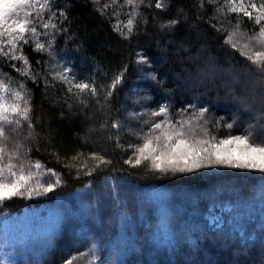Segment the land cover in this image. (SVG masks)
<instances>
[{"label": "snow or ice", "instance_id": "1", "mask_svg": "<svg viewBox=\"0 0 264 264\" xmlns=\"http://www.w3.org/2000/svg\"><path fill=\"white\" fill-rule=\"evenodd\" d=\"M91 3L95 12L115 20L113 30L129 44L141 27L148 34L144 9L160 10L161 16L173 12V0ZM74 7L75 0H0V264H49L57 237L74 219L83 225L77 235L88 244L81 254L90 256L88 264H131L133 258L142 264L139 257L145 254L151 264H160L159 256L177 264L185 247V264H201V252L203 264H220L225 254L227 264H264V0H192L187 10L177 4L171 19L159 20V38L174 37L185 24L197 30L198 40L205 39L194 53L174 38L163 47L156 40L161 53L156 63L171 55L181 65L171 76V88L143 50L111 75L97 63L103 82L96 73L81 77L82 46L69 47L78 39L69 16ZM204 25L219 41L217 51L227 53L224 63L210 48ZM133 70L160 100L130 89L116 107ZM34 88L60 107L61 118L65 109L72 113L77 100L84 107L93 103L106 117L99 126L100 148L63 158L68 176L82 182L71 193L62 191L67 180L61 171L31 156L40 139ZM177 91L190 94L193 102L173 112ZM210 92L217 103L224 93L234 109L230 122L202 103ZM244 125L243 134L218 135L221 128ZM224 170L245 174L250 192H230L225 203L222 190L177 193L142 187L135 178L181 179ZM44 200L55 203L26 207L21 215L11 211L17 201ZM205 201L206 214L200 211ZM212 247L219 248L215 255Z\"/></svg>", "mask_w": 264, "mask_h": 264}, {"label": "trees", "instance_id": "2", "mask_svg": "<svg viewBox=\"0 0 264 264\" xmlns=\"http://www.w3.org/2000/svg\"><path fill=\"white\" fill-rule=\"evenodd\" d=\"M103 2V0H102ZM123 0H121V3ZM192 0H173V12L167 15H160V10L155 9H144L145 16L147 17V35L144 34V28H140V35L137 39H134L131 44L126 40H122L121 37L113 30L112 23H115L113 19L111 22L101 16L98 12L93 10V5L91 0H75V7L69 13L70 19L73 20V34L78 37L74 42L69 44L70 48H76L81 45V52L78 61L77 68L81 77L88 74L96 73L97 80L102 81L103 71H107L109 75L114 73L118 68H120L124 63L129 61L131 57L132 60L135 59L133 55L138 50L145 51L150 58H153L154 69L158 71L161 75V79L167 77V83L165 87H174L171 76L175 72L181 71V65L176 60L175 57L169 55L167 57V62L161 59L160 63H156L155 57L161 56V53L157 47L156 40L159 38L158 33V21H167L171 19L176 11V5L181 4L187 10L189 8ZM121 19H126L121 16ZM202 28L207 29L205 35L210 48L213 51L219 49V41L213 40L214 33L211 29L204 25ZM175 39L177 45L181 42L186 46L191 48L194 53L201 43L205 42L202 37L198 40L197 30L192 29L189 25L182 24L178 26L174 37H162L159 38L161 41V46H167L168 39ZM62 43V41H61ZM217 54L221 57V63H224L227 58V53L223 51H217ZM32 59H37L39 57H31ZM236 59L238 61H243L244 58L237 54ZM95 61L96 63H94ZM97 63L103 71L97 72ZM134 69V65H133ZM145 77H141L135 70L131 71L127 83L124 88L120 91L119 97L115 103L116 107L120 104L125 103L124 97L129 94L130 89H136L140 94H152L156 96L151 88L145 87L144 81ZM103 82V81H102ZM148 83H151L150 81ZM31 86V85H30ZM200 92L205 91V89H199ZM60 92L59 95H63ZM224 93L221 92V100L216 102L215 92H210L208 97L205 98L202 103L210 104L212 107L210 111L215 114L216 117L225 116L228 122L231 121L232 111H234L232 105L228 103L224 98ZM156 100H160V96H156ZM174 105L173 112L176 109L182 108L188 102H193L190 94H185L177 91L173 94L171 99ZM34 122H36L37 131L40 133L39 139V151L33 150L31 156L34 160L38 159L43 163H46L48 167L56 168L61 171L67 180L65 188L62 190L64 194L73 192L77 187L82 186V182L73 179L68 176L67 170L63 168L65 156L71 157L76 151L84 150L89 151L93 147L100 148L99 143L103 133L100 130V124L106 118L96 106L89 102L87 107L79 104V101L73 102L72 113L64 111V118H61L60 107H54L48 99H42L41 88H34ZM227 103V104H226ZM226 106H225V105ZM231 106V110H228V106ZM155 106V102L151 105ZM94 128L95 131L89 133V128ZM244 126H235L232 130H227L226 128H221L218 132L220 137L225 136L231 132V134H243ZM213 132L216 129L213 127ZM87 135V143H85V134ZM50 141V142H49ZM95 141V144L93 143ZM56 153L61 157V160L57 162ZM127 168L128 166L124 165ZM136 172V170H131ZM138 183L142 187L158 186L169 190H180L185 189L187 191L195 192H205L210 190H222L223 195L221 199H229V191L242 190L245 194L250 192L248 187L249 181H247L245 174L239 173L237 170H224L213 176H203L200 174H194L193 177H186L181 179H140L139 176L135 177ZM84 178H82L83 180ZM52 200L44 201H17L12 204L11 211L15 214H22L26 207H37L40 208L42 205L52 204ZM78 244L81 246L79 253H76L74 257H78L75 260L80 261V264H88L90 259L88 255H81L82 253H87L88 246L86 242H82L79 236ZM219 251V248L216 247ZM189 252V249L185 247L183 249V254L177 258V264H185V255ZM204 256L203 252L200 253L198 257L202 258ZM160 264H166L163 256L157 257ZM139 261L142 264H151L149 257L141 255ZM131 264H137V258H133Z\"/></svg>", "mask_w": 264, "mask_h": 264}, {"label": "rangeland", "instance_id": "3", "mask_svg": "<svg viewBox=\"0 0 264 264\" xmlns=\"http://www.w3.org/2000/svg\"><path fill=\"white\" fill-rule=\"evenodd\" d=\"M230 107H231L230 105L227 107V108H229L228 110H231ZM167 190H169V189H167ZM170 191H173V190H170ZM183 191H187V190L180 189V190H175L173 192L179 193V192H183ZM190 192H195V191L191 190ZM230 192H233V191H229L228 193H230ZM229 199H230V197H229ZM229 199H226V200L221 199V200L223 202L227 203L229 201ZM54 203L48 204V205H42L41 207H51ZM209 207H210V204L208 202H206V201L202 202L200 204V211L202 213L206 214L208 212ZM17 215H21V214H17ZM82 227H83L82 223L78 220H75V219L70 220L64 226L61 234L57 237V240L55 242V247H54L52 253L50 254L49 264H67L68 260H72L74 255L76 253H79L81 246L78 244L79 240H78L76 234H78L79 230ZM0 243H2V242H0ZM85 246H88L87 242H86ZM207 246H210V242H209V245H206V247ZM211 251L215 255L218 252V249L216 247H212ZM89 258H90V256H89ZM197 259L201 262V264H203L206 257L205 256H203L202 258L198 257ZM219 260H220V264H227V255L226 254L221 255L219 257ZM80 263L81 262L78 260H73V264H80Z\"/></svg>", "mask_w": 264, "mask_h": 264}]
</instances>
